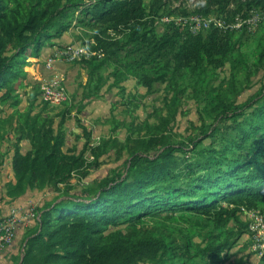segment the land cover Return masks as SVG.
Returning <instances> with one entry per match:
<instances>
[{
	"label": "trees",
	"instance_id": "trees-1",
	"mask_svg": "<svg viewBox=\"0 0 264 264\" xmlns=\"http://www.w3.org/2000/svg\"><path fill=\"white\" fill-rule=\"evenodd\" d=\"M173 1L0 0V107L13 109L2 122L14 121L18 135L11 159L14 182L5 185L4 195L16 200L29 191L48 190L63 198L37 210L21 264H230L233 238L246 231L238 217L241 210L264 208V87L247 104L236 105L244 92L238 83L249 82L253 73L264 74V0H196L191 13L183 4L173 8ZM78 9L77 23L95 43H88L89 49L100 52L74 62L88 71L90 84L106 66L115 71L119 66L135 74L147 95L166 84L175 92L173 105L191 91L201 107V124L185 144L166 135L162 127L167 120L153 127L145 122L137 130L146 133L128 137L117 153L118 158L126 153L125 164L101 180L76 184L81 195L72 198L76 186L71 181L87 179L99 158L121 145L110 136L91 147L83 128V149L65 152L70 107L56 115L61 118L55 127L46 103L38 112L33 101L20 111L17 91L32 51L42 45L40 38L65 33ZM196 15L227 22L256 17L258 38L243 54V35L236 38L235 30L212 27L192 34L186 23L170 22L158 35L155 23L162 18ZM243 27L246 32L248 25ZM226 66L228 73L216 85ZM85 97H91L87 87ZM170 118L175 120V113ZM207 140L208 156L198 151ZM23 141L29 144L26 153L18 147ZM188 147L202 160L182 169L176 156L187 154ZM183 218L207 224L200 245L180 225ZM259 262L264 264V257Z\"/></svg>",
	"mask_w": 264,
	"mask_h": 264
},
{
	"label": "rangeland",
	"instance_id": "rangeland-1",
	"mask_svg": "<svg viewBox=\"0 0 264 264\" xmlns=\"http://www.w3.org/2000/svg\"><path fill=\"white\" fill-rule=\"evenodd\" d=\"M196 0H177L173 1V8H181L182 4L188 13H191L196 8ZM175 2V3H174ZM215 15H211L213 17ZM250 22H246L248 29L246 32L244 28V19L241 16H237L229 25H239L234 31L236 38H240L243 35V44L240 51L243 54H247V51L253 48V41L258 38V30L260 23L257 19L250 18ZM81 20L80 9L74 14V19L70 28L61 36L54 37L52 34L49 38L42 36L39 41L42 45L40 48L32 51L33 60H29V66L25 67L26 75L23 82V86L18 89V93L21 96V103L18 109L25 111L28 104L33 101L35 104V112L41 110L44 106L40 92L41 88L49 82L55 75L63 79V83L67 90L68 100L66 103L60 106L48 105L46 113L51 117H56L59 113L65 111L68 107L71 109V116L68 122L65 124L67 130V144L64 147L66 152L68 149L75 148L76 154H78L86 142L84 138V130L90 135V146H97L103 139L112 137L116 139L122 146L117 145L111 149L107 154L101 156L98 160L97 166H92L89 171L88 178L78 183L74 178L71 183L87 184L92 181L101 180L107 177L111 171L116 170L118 167H122L127 159L126 153H122L118 158L117 153L120 149L123 150V146L126 143L128 137L136 138L138 135H143L146 132H139L137 129L145 125V122L150 126H159L161 122L167 120L166 128L162 127L166 135L171 136V139L175 143L184 142L187 144L189 139L192 138L191 134L197 131L200 127V111L201 107L193 100L191 91H188L181 97L178 104L173 105V96L175 92L166 89V84L160 88H156L154 92L147 95L145 88L138 86L137 78L133 72L126 73L123 68L118 66V71L114 67H105L101 72H98L94 77L95 81L89 83V73L80 63H60L58 62L55 67L49 71L46 69V61L51 57L55 50H59L62 47L76 45L86 46L91 41V34L82 25H78V21ZM260 20V19H259ZM162 22L157 21L155 27L158 31V35L162 33ZM257 33V34H256ZM252 43V44H251ZM255 45V44H254ZM115 65V64H114ZM229 67L223 70L220 77L215 80L217 85L225 78V73H228ZM120 71V72H119ZM119 72V73H118ZM220 71H218L219 73ZM86 87L90 98H86ZM264 87V74L263 72L253 73L249 79V82L238 83L237 89L244 92L237 98L236 105H244L250 100L252 96L258 93L259 90ZM27 93V94H26ZM32 95H35L33 97ZM90 105L89 107H87ZM13 112V109L9 104L2 106L0 109V175L2 170L11 167V159L15 147L13 143L18 138L15 134L14 121H5L8 116ZM175 113L174 118L170 116ZM75 116H74V115ZM170 114V116H169ZM61 116L56 117V125L60 121ZM205 124L208 125L211 121L205 119ZM75 130V134L74 131ZM132 129V130H131ZM78 131V132H77ZM73 133V134H72ZM133 135V136H132ZM211 144L210 140L199 147V150H206ZM22 153H26L29 150L28 142L19 143L18 145ZM191 147L186 149L187 154H179L177 157L178 162L182 169H186L187 163L193 165L202 160L196 154L190 153ZM208 156V151L206 150ZM85 157L89 162H93V157L89 152H86ZM81 189L75 187L71 190L69 196L78 198L81 195ZM26 201L28 206H17L23 212L33 207L34 218L28 233L33 229L34 223L38 219L37 210L46 202L62 200L63 198H57V193H49L48 190L43 191H29L26 195ZM23 196V197H24ZM83 198V197H82ZM14 207V206H13ZM251 212L257 214V216L264 217V208L256 210H241L238 215L240 222L243 225V233L239 235V239L233 238L234 247L230 253V264H260L257 257L252 252V246L254 244V236L250 231V214ZM19 225V223H18ZM17 225V226H18ZM180 225L183 226L193 238L196 246L201 244V240L207 234L208 226L201 219L195 218H183ZM32 226V227H31ZM29 227V226H28ZM27 227V228H28ZM230 229L237 232V224L230 223ZM25 247L23 244L20 247L19 254L22 256Z\"/></svg>",
	"mask_w": 264,
	"mask_h": 264
},
{
	"label": "built area",
	"instance_id": "built-area-1",
	"mask_svg": "<svg viewBox=\"0 0 264 264\" xmlns=\"http://www.w3.org/2000/svg\"><path fill=\"white\" fill-rule=\"evenodd\" d=\"M252 18L257 19L256 17ZM250 21L251 19L244 20V24ZM161 22H175L176 25L186 23L188 25V31L192 34H196L212 27L219 29H234L239 26L226 24L222 18L202 17L200 15L177 19L174 17H164ZM89 44L95 45L93 40H91ZM95 54L99 55L100 52L94 53L86 46L70 45L62 47L59 50H55L51 57L46 61L45 67L51 71L58 62L74 63L83 59L89 60ZM40 97L43 103L50 106H60L61 104L66 103L68 95L63 79L55 75L41 88ZM28 209L30 210L23 212L18 209L17 206L11 207L8 214L0 219V260L3 257L5 248L10 246L15 239V231L18 223L25 227H28L33 223L34 209L33 207H28ZM249 218L251 221L250 231L252 236H254L252 252L257 259L260 260L264 257V217L257 216V214L251 212Z\"/></svg>",
	"mask_w": 264,
	"mask_h": 264
},
{
	"label": "crops",
	"instance_id": "crops-1",
	"mask_svg": "<svg viewBox=\"0 0 264 264\" xmlns=\"http://www.w3.org/2000/svg\"><path fill=\"white\" fill-rule=\"evenodd\" d=\"M31 59L33 60L32 57L29 60H31ZM89 106L90 105H88L87 107H89ZM0 109H1V107H0ZM70 116H71V113H70ZM73 131L75 134L74 129H73ZM26 142L27 141H23L21 143L24 144ZM12 182H14V176H13L12 168L8 167L5 170H2V174L0 175V189L2 191V195L0 198V219L4 218L8 214L10 208L13 206L22 205V207H24V204H26L25 206H28V203H24L28 196L27 197L24 196V197H20L16 200H12V199H10L4 195L5 185L8 183H12ZM29 228H30V226L27 228L22 224H19L16 227L15 239L11 243L10 246L5 248V250L3 252V257L0 260V264H21L22 259H21V255L19 254V250H20L21 245L23 244V246H24V242H26V232H27V230H29Z\"/></svg>",
	"mask_w": 264,
	"mask_h": 264
},
{
	"label": "clouds",
	"instance_id": "clouds-1",
	"mask_svg": "<svg viewBox=\"0 0 264 264\" xmlns=\"http://www.w3.org/2000/svg\"><path fill=\"white\" fill-rule=\"evenodd\" d=\"M209 17H211V16H209ZM213 17H216V18H222V17H218V16H213ZM243 19V18H242ZM162 20V19H161ZM161 20H160V22H161ZM222 20L226 23V24H229V23H232L235 19H233V20H231V21H229V22H227L226 20H224L223 18H222ZM163 23V22H162ZM163 24H165V23H163ZM237 28H234V29H229V30H236Z\"/></svg>",
	"mask_w": 264,
	"mask_h": 264
}]
</instances>
